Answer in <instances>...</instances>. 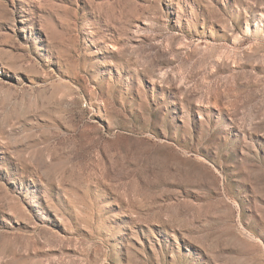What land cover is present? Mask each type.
<instances>
[{"label": "rangeland", "instance_id": "1", "mask_svg": "<svg viewBox=\"0 0 264 264\" xmlns=\"http://www.w3.org/2000/svg\"><path fill=\"white\" fill-rule=\"evenodd\" d=\"M0 264H264V0H0Z\"/></svg>", "mask_w": 264, "mask_h": 264}]
</instances>
